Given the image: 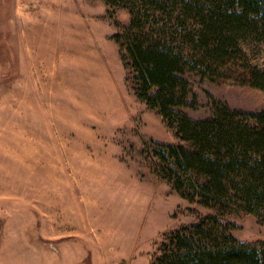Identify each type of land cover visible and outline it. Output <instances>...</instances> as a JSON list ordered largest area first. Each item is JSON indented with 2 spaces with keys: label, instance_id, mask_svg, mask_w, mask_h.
I'll return each mask as SVG.
<instances>
[{
  "label": "rangeland",
  "instance_id": "1",
  "mask_svg": "<svg viewBox=\"0 0 264 264\" xmlns=\"http://www.w3.org/2000/svg\"><path fill=\"white\" fill-rule=\"evenodd\" d=\"M128 22L102 0H0V264H153L169 232L215 213L158 175L153 142H183L126 80L113 36ZM241 47L227 70L185 75V114L211 116L213 98L264 109V89L245 82L264 70V41ZM221 219L264 242V217Z\"/></svg>",
  "mask_w": 264,
  "mask_h": 264
},
{
  "label": "trees",
  "instance_id": "2",
  "mask_svg": "<svg viewBox=\"0 0 264 264\" xmlns=\"http://www.w3.org/2000/svg\"><path fill=\"white\" fill-rule=\"evenodd\" d=\"M102 1L129 14L113 38L135 96L183 142H153L167 164L158 175L215 211L169 232L153 264H264V242L240 241L221 219L236 209L264 217V109L247 113L213 98L207 118L181 110L194 101L186 74L217 75L244 59L241 43L264 41V0ZM245 78L264 89V70L249 66Z\"/></svg>",
  "mask_w": 264,
  "mask_h": 264
}]
</instances>
